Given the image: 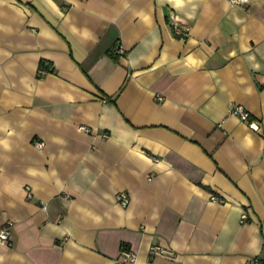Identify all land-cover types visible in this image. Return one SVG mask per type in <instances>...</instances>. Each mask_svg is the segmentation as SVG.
Returning <instances> with one entry per match:
<instances>
[{"label": "crops", "instance_id": "0c3cea01", "mask_svg": "<svg viewBox=\"0 0 264 264\" xmlns=\"http://www.w3.org/2000/svg\"><path fill=\"white\" fill-rule=\"evenodd\" d=\"M6 224L0 264H264V0H0Z\"/></svg>", "mask_w": 264, "mask_h": 264}, {"label": "built area", "instance_id": "2783aa9c", "mask_svg": "<svg viewBox=\"0 0 264 264\" xmlns=\"http://www.w3.org/2000/svg\"><path fill=\"white\" fill-rule=\"evenodd\" d=\"M229 2L233 3V4H236V5H239L241 7H244L245 5V0H228ZM174 30L177 32V33H180L181 31L179 30V27L175 26L174 27ZM114 51L117 52L118 54H121L123 53V50H122V47L120 44H116L115 47H114ZM38 73L40 74H44L45 73V70L43 69H38ZM231 111L238 115L241 119L243 120H247L248 119V113L247 111L243 108L242 105H235ZM250 125H253V122H250L249 123ZM35 144L37 146H42L43 145V142L42 141H36ZM210 198L212 200H220L219 196H217L216 194H211L210 195ZM118 199L119 201L122 203V204H125L127 201H128V195L125 191H121L119 192L118 194ZM242 217L244 218L245 217V214L243 213L242 214ZM11 237V227H10V224H6V225H3L2 227H0V241L1 242H8L9 239ZM122 253L123 255L127 258V259H131V260H134V253L131 252L130 250L128 249H123L122 250Z\"/></svg>", "mask_w": 264, "mask_h": 264}, {"label": "trees", "instance_id": "16d2710c", "mask_svg": "<svg viewBox=\"0 0 264 264\" xmlns=\"http://www.w3.org/2000/svg\"><path fill=\"white\" fill-rule=\"evenodd\" d=\"M109 54L114 58L117 59L119 57V55L117 52H115L114 50L109 51ZM39 69H43L45 70V73L49 72V73H55V68L53 67V65L51 64V62L47 61V60H40L39 62ZM38 76H41L42 74L38 73Z\"/></svg>", "mask_w": 264, "mask_h": 264}]
</instances>
